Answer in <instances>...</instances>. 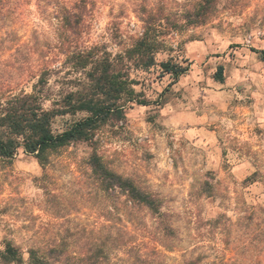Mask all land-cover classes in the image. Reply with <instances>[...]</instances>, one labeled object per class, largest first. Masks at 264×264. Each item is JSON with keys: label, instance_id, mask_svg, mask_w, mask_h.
I'll list each match as a JSON object with an SVG mask.
<instances>
[{"label": "clouds", "instance_id": "1", "mask_svg": "<svg viewBox=\"0 0 264 264\" xmlns=\"http://www.w3.org/2000/svg\"><path fill=\"white\" fill-rule=\"evenodd\" d=\"M0 264H264V0H0Z\"/></svg>", "mask_w": 264, "mask_h": 264}]
</instances>
